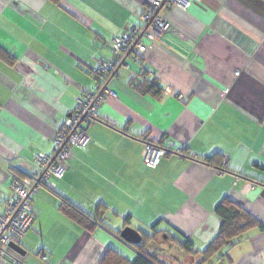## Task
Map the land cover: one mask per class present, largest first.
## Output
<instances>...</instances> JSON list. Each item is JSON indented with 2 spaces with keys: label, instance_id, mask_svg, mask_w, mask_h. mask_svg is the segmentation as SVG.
<instances>
[{
  "label": "crops",
  "instance_id": "0c3cea01",
  "mask_svg": "<svg viewBox=\"0 0 264 264\" xmlns=\"http://www.w3.org/2000/svg\"><path fill=\"white\" fill-rule=\"evenodd\" d=\"M144 8V0H0L8 56H0V212L35 154L53 153L95 70L113 58L112 40L144 26ZM159 16L167 32L108 79L90 142L73 148L54 189L33 196L34 224L0 264H101L110 255L131 264L126 227L203 252L226 199L264 227V0H201ZM138 79H155L162 94L139 93ZM146 142L166 150L155 168L143 161ZM184 254L190 264L200 258ZM207 264H264V228Z\"/></svg>",
  "mask_w": 264,
  "mask_h": 264
},
{
  "label": "built area",
  "instance_id": "2783aa9c",
  "mask_svg": "<svg viewBox=\"0 0 264 264\" xmlns=\"http://www.w3.org/2000/svg\"><path fill=\"white\" fill-rule=\"evenodd\" d=\"M145 8L141 16L143 27H133L112 40L113 58L95 70L96 84L93 90L78 100L76 109L66 121L54 140L53 153H36L27 174L12 180L13 196L5 202L0 212V261L7 256L10 244L22 239L34 224L32 198L42 189L52 190L55 182L61 180L66 165L75 147L85 148L90 142L88 127L97 121L98 110L106 97L111 94L108 79L120 68H129L128 58L134 53L148 49L145 41L154 42L168 30L169 24L159 16L162 9H187L191 2L201 0H144ZM166 150L157 144L146 142L142 154L146 166L155 168ZM13 264H21L14 261Z\"/></svg>",
  "mask_w": 264,
  "mask_h": 264
},
{
  "label": "trees",
  "instance_id": "16d2710c",
  "mask_svg": "<svg viewBox=\"0 0 264 264\" xmlns=\"http://www.w3.org/2000/svg\"><path fill=\"white\" fill-rule=\"evenodd\" d=\"M0 56L8 57L6 53L0 51ZM137 60V57H135ZM138 63L141 65L140 75L145 74L146 68L143 67L142 62L138 59ZM136 91L143 95H151L153 97H159L162 94V87L156 82L155 79H138L134 83ZM216 156L207 158L206 162H215ZM216 213L222 219L223 223L218 232V235L213 239L209 246L203 252L193 251V243L190 240L182 242L184 251L190 256L200 258L197 264H207L216 257H221L224 253V249H231L236 246L243 235L252 227H259L263 229V225L250 215L245 209L237 205L231 200H224L216 209ZM120 234V232H119ZM116 235V234H115ZM148 239L143 238L142 243L138 246H132L133 250L137 254L136 260L131 264H166L161 262L158 257L150 255L146 249ZM142 245V246H141ZM227 256V254H226ZM123 258L119 255H110V258H105L101 264H122Z\"/></svg>",
  "mask_w": 264,
  "mask_h": 264
},
{
  "label": "rangeland",
  "instance_id": "374dc122",
  "mask_svg": "<svg viewBox=\"0 0 264 264\" xmlns=\"http://www.w3.org/2000/svg\"><path fill=\"white\" fill-rule=\"evenodd\" d=\"M131 228V227H130ZM147 241V240H146ZM151 244V245H150ZM147 245L148 246H151V249H153L154 251H155V253L156 254H154L156 257H158L159 258V260H162L161 258H160V253L159 252H165L164 254H166V255H170L169 256V258H168V260L166 259L165 261H171V263L172 264H179V263H181V264H190V263H188V262H186V260H187V258H186V254H184L186 251H184V250H182V249H178V248H176L172 243H170V242H165V243H160V242H147ZM142 246V245H141ZM150 249V248H149ZM150 251V250H149ZM151 252V251H150ZM163 255H161V257H162ZM174 257H177V262L176 263H174V262H172V260H173V258ZM165 257L163 256V259H164ZM188 259H191L192 261H194L195 259H192L191 258V256H190V258H188ZM199 259V258H198ZM197 259V260H198ZM163 261V260H162ZM170 263V264H171ZM193 263V262H192Z\"/></svg>",
  "mask_w": 264,
  "mask_h": 264
},
{
  "label": "water",
  "instance_id": "95a60500",
  "mask_svg": "<svg viewBox=\"0 0 264 264\" xmlns=\"http://www.w3.org/2000/svg\"><path fill=\"white\" fill-rule=\"evenodd\" d=\"M120 236L122 240L130 246H138L142 243L143 240L142 234L139 231L130 227L124 228L121 231Z\"/></svg>",
  "mask_w": 264,
  "mask_h": 264
}]
</instances>
